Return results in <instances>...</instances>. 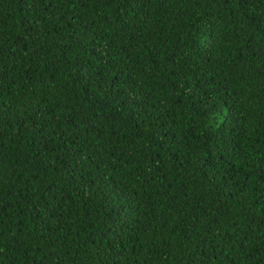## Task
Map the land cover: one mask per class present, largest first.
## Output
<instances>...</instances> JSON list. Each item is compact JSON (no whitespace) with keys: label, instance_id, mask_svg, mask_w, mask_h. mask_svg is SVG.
<instances>
[{"label":"trees","instance_id":"1","mask_svg":"<svg viewBox=\"0 0 264 264\" xmlns=\"http://www.w3.org/2000/svg\"><path fill=\"white\" fill-rule=\"evenodd\" d=\"M0 264H264V0H0Z\"/></svg>","mask_w":264,"mask_h":264}]
</instances>
